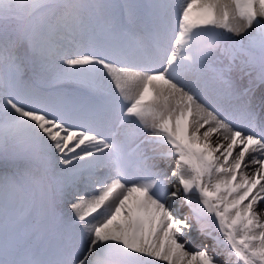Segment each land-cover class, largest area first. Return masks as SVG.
I'll return each instance as SVG.
<instances>
[{"label":"snow or ice","instance_id":"obj_1","mask_svg":"<svg viewBox=\"0 0 264 264\" xmlns=\"http://www.w3.org/2000/svg\"><path fill=\"white\" fill-rule=\"evenodd\" d=\"M262 202L264 0H0V264H264Z\"/></svg>","mask_w":264,"mask_h":264},{"label":"rangeland","instance_id":"obj_2","mask_svg":"<svg viewBox=\"0 0 264 264\" xmlns=\"http://www.w3.org/2000/svg\"><path fill=\"white\" fill-rule=\"evenodd\" d=\"M262 203H264V202H262ZM259 207V206H258Z\"/></svg>","mask_w":264,"mask_h":264}]
</instances>
